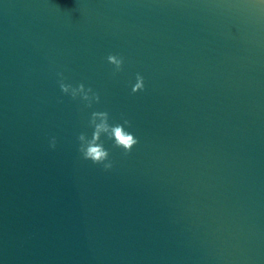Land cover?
<instances>
[{"label":"water","instance_id":"95a60500","mask_svg":"<svg viewBox=\"0 0 264 264\" xmlns=\"http://www.w3.org/2000/svg\"><path fill=\"white\" fill-rule=\"evenodd\" d=\"M0 264H264V0H0Z\"/></svg>","mask_w":264,"mask_h":264},{"label":"clouds","instance_id":"9594fccd","mask_svg":"<svg viewBox=\"0 0 264 264\" xmlns=\"http://www.w3.org/2000/svg\"><path fill=\"white\" fill-rule=\"evenodd\" d=\"M107 62L113 66V75L122 71L124 58L119 54H109ZM59 77L57 83L64 95L70 96L73 100L80 99L85 102V107L92 108L94 103L100 102V94L93 91L91 87H85L84 83L77 86L65 83L63 72H58ZM145 90L144 77L136 74V83L132 87V93L142 92ZM110 116L107 111H93L89 118V127L93 129L91 137L86 133H80L77 136L79 142L78 151L84 160H90L95 165H101L105 171H109L114 167L110 159L109 151L104 147L102 136L113 141V146L120 148L125 155L131 153L135 145L138 144V138L134 136L127 128H131L132 124L128 119H123V123H109ZM57 140L52 137L49 141V147L55 149Z\"/></svg>","mask_w":264,"mask_h":264}]
</instances>
